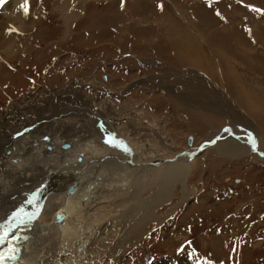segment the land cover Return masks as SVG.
Listing matches in <instances>:
<instances>
[{"label":"rangeland","instance_id":"1","mask_svg":"<svg viewBox=\"0 0 264 264\" xmlns=\"http://www.w3.org/2000/svg\"><path fill=\"white\" fill-rule=\"evenodd\" d=\"M84 2L29 0L28 19L33 13L40 14L36 22L32 18L29 24L33 27L28 28H39L40 32L34 33L33 50L26 52L22 46L0 67V126L8 123L9 129L24 117H35L37 124L38 114L45 112L46 118L54 121L72 122L77 115L80 130H88L91 125L85 113L96 110L104 119L110 117L117 140H124L114 147L117 153H129L138 162L142 153L137 143L142 150L155 152L150 157L152 162L169 163L182 159L187 150L194 153L226 124L249 128L254 138L260 135L258 146L264 149V0H241L242 4L240 0H124L126 28L132 32L125 41H132L134 48L118 40L114 44L119 47L100 43L97 47V27L90 26L91 17L100 21L107 15L110 0ZM86 4L90 6L83 13ZM95 7L99 9L94 13ZM111 22L114 30L124 27L121 18H111ZM175 25L184 31L183 42L173 41L169 31ZM188 31H192L191 39ZM157 33L156 42L149 40L150 34ZM226 65L234 72L229 79ZM104 74H108V80ZM208 76H215L218 82L219 76H224V81L212 82ZM185 94L186 99L182 97ZM205 95L220 104L236 98L241 106L239 113L204 105ZM100 131L101 139L111 140L112 135ZM134 132L138 139H132ZM190 134L195 140L193 147L188 145ZM147 138L152 141L148 146L141 141L147 142ZM118 161L113 168L127 167ZM148 164L134 169L139 176L136 180L161 176V166L155 172L152 163ZM185 180V187L174 185L171 200L157 208L138 235L127 236L121 243L126 250L113 253V262L264 264V158L255 151L222 157L209 148H200L189 162ZM121 183L114 184L117 187ZM129 189H114L123 196L111 197L125 199L132 192ZM157 191L154 183L141 196L146 200ZM115 217L99 226L98 246L93 247L97 252L92 253H100L98 258L103 259L116 242ZM103 261L97 264H106Z\"/></svg>","mask_w":264,"mask_h":264},{"label":"bare ground","instance_id":"2","mask_svg":"<svg viewBox=\"0 0 264 264\" xmlns=\"http://www.w3.org/2000/svg\"><path fill=\"white\" fill-rule=\"evenodd\" d=\"M23 3L24 0H0V18H2L0 20V67L3 66V61H7L22 46L26 52L35 47L34 33L40 32V30L39 28L29 29V25L32 18L34 22L37 21L36 18L40 12H36V15L33 13L34 15L29 20L27 17L29 11L25 15L21 8ZM28 8L30 9L29 0ZM10 28H14L15 31L9 32ZM12 35L15 39L12 38ZM81 40H83L82 37ZM196 87L201 88V85H196ZM182 97L187 98L186 94ZM236 97L238 98V96ZM205 99L207 101L204 105L222 109L226 113H236L238 107H241L238 106L239 100L236 98L233 101L231 99L228 102L225 101L224 104H220L208 95H205ZM231 101L235 103H231ZM243 102L245 103V101ZM254 103H251L252 109ZM248 106L251 107L250 104ZM59 110L58 112H60ZM239 111L243 115V112L246 113L245 110L239 109ZM51 112L53 113V111ZM41 113L38 114L39 120L36 116L37 124H34L35 117H24L18 119L16 125L11 123L12 127L9 129L6 128V125H10L8 123L0 126V228L9 231L17 223L22 222L19 224L25 228V231L22 232L31 233L17 258L21 264H97V262L102 263L103 259L106 264H116L115 260L113 262L112 255L113 253H123L126 250V247L121 243L127 236L138 235L142 226L156 214L157 208L171 200L175 184L186 186L185 179L188 176L189 162L200 148H209L210 151H214L222 157L244 156L255 151L261 158H264V149L258 146L260 135L256 138L250 137V132L247 131V135L257 145V148L254 149L251 144L245 143L248 141L246 137L238 138L239 135L246 134L245 131L228 125L230 128L232 127V132L227 128L226 132L221 133L222 127L210 136L211 138L205 139L207 141L200 144L199 149L194 151L195 154L187 150L182 159L179 158L169 163L152 162L150 157L155 155V152L143 148L146 152L142 150V146H139L141 144L137 143L138 151L142 153V159L138 162L129 153L119 155L116 148L114 149L110 143H106V140L100 138L102 135L100 130H103V133L106 132L108 137L112 135L111 140L114 139L116 128L112 127L110 117L104 119L96 110H91V112L85 113V118L88 119L91 128L80 130L81 124L78 120L80 117L78 118L77 115L78 119L76 117L71 119L72 123L67 121L68 119L66 121L48 120V117L46 118L48 114ZM255 114L258 113L255 112ZM252 116L254 115L252 114ZM247 118L250 119V117ZM97 125L101 128L96 129ZM133 135V140L140 137L135 132ZM130 136L132 137V133ZM141 141L146 146L152 142L149 138L146 139L147 142ZM204 143L206 144L203 146ZM209 144L212 145L209 146ZM189 146L193 147V144ZM136 157L138 156L136 155ZM144 158L147 161H144ZM116 160L126 164L131 174H127L128 170L126 169L128 168L125 166L113 168V163ZM130 163L132 166L129 165ZM142 163H149V166L152 163L154 171H157L158 166H161V176L158 179L148 177L146 180H136L139 176L135 175L134 169L144 168ZM129 175L133 176L136 181H131ZM116 182L122 183L117 184L116 187ZM154 183L157 184L158 191L144 200L141 196L142 193L151 188ZM129 188H132V192L127 194L128 197L114 200L116 196H123L119 193L120 191L115 192L114 189L130 191ZM107 191L109 196L106 195ZM105 198L110 199L107 204ZM61 212L66 215V218L63 223H57L55 216ZM115 215L114 220L112 218L111 220L114 221L118 230L115 234L116 242L103 259L98 258L96 256H101L100 253L96 256L92 253L97 252L93 247L98 242L96 239L100 237L99 226L103 222L110 221V217ZM39 245L42 247L36 248ZM179 264L189 263L181 262Z\"/></svg>","mask_w":264,"mask_h":264},{"label":"crops","instance_id":"3","mask_svg":"<svg viewBox=\"0 0 264 264\" xmlns=\"http://www.w3.org/2000/svg\"><path fill=\"white\" fill-rule=\"evenodd\" d=\"M82 1L84 2V1H88V0H82ZM123 1L124 0H119L116 2L118 4V6H116L117 7V12H116V10H114L115 5H116L115 0H110V4H107L108 6L106 7L107 15H104V17L101 16L100 21H98V19L94 15L91 17V18H93L92 19L93 24L91 23L90 26L94 27V25H95L97 27V29L95 31L96 38L99 41V42H97V44H98L97 47H100L99 43L101 45H103V44H114L115 40L116 41L118 40L121 43H127V45H130V42H132V41L126 42L129 39V38L127 39V37L131 38L132 32L129 28H128V30L126 28L127 27V22H126V18H125L126 12L124 10L126 9L127 5H126V3L124 4ZM84 4H85V2H84ZM88 6H90V4H88V5L86 4L84 6L83 13H87L86 10H87ZM98 9H99V7H95L92 12L95 13V12H97ZM141 16H144V15L140 14L139 17H141ZM88 17H90V16H88ZM98 17H99V14H98ZM144 17H146V16H144ZM111 18H115V19H117V21L119 20V18H121V21L123 20V22H124V27H120L119 29L116 28V30H114L112 28ZM92 30H94V29H92ZM117 32H119V33H117ZM169 32H171L173 34L172 37H173V41L175 39V43H178V41L183 42L186 39L185 37H183L184 31H182L181 26L175 25L174 27H172V30ZM102 33H104V34H102ZM191 33H192V31H188V35H189L188 38L189 39L192 38ZM157 35H159V34L158 33L157 34H150L149 40H151L152 42H156V40L158 38ZM153 38H154V40H153ZM187 42H189V41H187ZM88 45L89 44H87L86 46H88ZM114 46L119 47L118 44H114ZM130 46H131V48L132 47L134 48V46H132V44ZM122 61L123 60H120L119 63ZM111 66H112V64H111ZM226 66H228V68L225 70L223 69V70L225 71V76H227V78L229 79V77H230L229 75L230 74L232 75L234 72L231 71L229 65H226ZM214 74H216V70L214 71ZM208 78L210 79V81L213 80L216 83H222V81H224V76H219V79H220L219 82H218V80L215 79V76L214 77L208 76ZM188 137H189V135H188Z\"/></svg>","mask_w":264,"mask_h":264},{"label":"water","instance_id":"4","mask_svg":"<svg viewBox=\"0 0 264 264\" xmlns=\"http://www.w3.org/2000/svg\"><path fill=\"white\" fill-rule=\"evenodd\" d=\"M228 128V130H230L231 132L233 131V129H231V128H229V127H227ZM227 128H224V129H222V132L221 133H224L226 130H227ZM241 131H245V133L246 134H241V135H239V137L238 138H240L241 136L243 137H246L247 139H248V141H245V143H249V144H251L253 147H254V149H256L257 148V145H255V143H254V141H252L251 140V138L247 135V131H246V129L245 128H243V127H238ZM246 139V140H247ZM192 143H193V138L192 137H190L189 138V144L190 145H192ZM206 143H204L203 144V146L205 145ZM66 146H68V145H66ZM200 151V150H199ZM198 151V152H199ZM198 152H195L196 154L198 153ZM194 153V154H195ZM195 154V155H196ZM192 155V154H191ZM65 218H66V215L63 213V212H61V213H57L56 214V216H55V221L57 222V223H63L64 222V220H65Z\"/></svg>","mask_w":264,"mask_h":264},{"label":"snow or ice","instance_id":"5","mask_svg":"<svg viewBox=\"0 0 264 264\" xmlns=\"http://www.w3.org/2000/svg\"><path fill=\"white\" fill-rule=\"evenodd\" d=\"M21 8L23 9V11H24V14L25 15H27L28 14V11H29V8H28V0H24V3L23 4H21ZM257 11H260L259 9H257ZM11 31H15V29L14 28H10L9 29V32H11ZM106 143H110L111 144V146H113V147H117V146H119L116 142H115V140L113 139L112 141H105ZM15 252V250H13V253ZM8 259H12L13 257H7ZM5 259V257L3 256V255H0V261H2V260H4Z\"/></svg>","mask_w":264,"mask_h":264},{"label":"built area","instance_id":"6","mask_svg":"<svg viewBox=\"0 0 264 264\" xmlns=\"http://www.w3.org/2000/svg\"><path fill=\"white\" fill-rule=\"evenodd\" d=\"M104 75H105V76H104L105 79L108 80V79H109L108 74H104ZM189 137H192V138L194 139V136H193L192 134H190ZM189 137H188V138H189ZM194 141H195V140H193V142H194ZM192 144H193V143H192ZM188 145H190V144L188 143Z\"/></svg>","mask_w":264,"mask_h":264}]
</instances>
